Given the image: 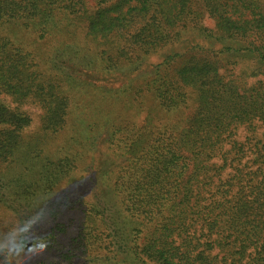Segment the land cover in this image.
Segmentation results:
<instances>
[{
  "label": "trees",
  "instance_id": "trees-1",
  "mask_svg": "<svg viewBox=\"0 0 264 264\" xmlns=\"http://www.w3.org/2000/svg\"><path fill=\"white\" fill-rule=\"evenodd\" d=\"M58 137L19 211L4 165ZM20 222L31 264H264L262 0H0V241Z\"/></svg>",
  "mask_w": 264,
  "mask_h": 264
},
{
  "label": "rangeland",
  "instance_id": "rangeland-1",
  "mask_svg": "<svg viewBox=\"0 0 264 264\" xmlns=\"http://www.w3.org/2000/svg\"><path fill=\"white\" fill-rule=\"evenodd\" d=\"M262 3L264 6V0H262ZM90 5H92V4H90ZM203 23L205 25L211 27V28H213L215 26L214 20L212 18L207 17V16L204 18ZM85 30L86 29H85L84 23L79 22L76 26H74L73 34L78 35L79 42H81V46H84L87 48H92V50H95L96 48L98 49V46L95 44V42H93L92 40L87 41V40L83 39L84 38L83 34H84ZM114 41H112L113 43L111 42L112 45H110L111 43L108 45V48L110 47V49L108 50L109 52H107L106 57H111L112 59L115 60L114 57L118 53L113 48V46H115V44H116ZM129 54H131V50L129 51ZM70 55L71 54H68V53L64 54L62 61H61V64H60V70L68 71V68H71V69H73L72 71H74L75 69L80 68L84 71L83 75L88 81L91 80L92 77H97V76L101 77V75H99L97 72H95L94 69H92V66L89 67L86 62H84L83 65H76L73 61L74 66L72 67V65H71V67H70V65H68L69 63L64 62V61L69 60ZM123 55L124 54L122 53V58L126 57ZM146 59H147L146 63L148 65H146L145 67H150L149 66L150 64L156 63L160 60L158 58L157 54H148ZM95 60H96V58H95ZM120 60H122V59H120ZM93 63H94V61H93ZM243 66H246V64H243ZM241 68H245V67H241ZM129 69L133 70L132 67H130V66L122 67L121 72L125 71V73H124L125 76L123 74H121V77L115 76V75H118L117 70H112V72H110V73L114 72L115 74L114 75L106 74L107 81L99 79V80H97V82L107 83L108 86L111 88H120L122 81H127L129 79L132 80V78L133 79L136 78L135 75L137 73L134 72V70H133V73H131L129 71ZM126 78H128V79H126ZM257 78L258 77H247L248 83L250 84L251 82L256 81ZM134 80H135V82H138V80H136V79H134ZM87 97L88 96L85 97L84 102L87 101V99H86ZM80 98H84V97H80ZM149 100L150 101L148 104H152L153 103L152 98H150ZM23 108L25 110H27L29 113H31V116L33 117V120H34L31 127L26 130L27 133H36L40 128L39 127V121H40L39 118H40L41 108L35 104H27V105H24ZM113 108L116 109L117 106L115 105V106H113ZM107 109H109V107ZM132 114L136 115V111L132 110ZM138 117H139V115H138ZM38 133H40V132H37L35 135H38ZM63 142L64 141H62V139L59 137L54 138V139H50V140L46 139L43 142L44 147L40 151L35 150L36 147L35 148L31 147V148H29V150H27L29 146H27V147L23 146L21 148H18L15 151L9 165H7L8 164L7 163L6 165H4L5 167H3V169H2L3 170L2 172H5L3 174V179H2V181H3V183H2L3 184V190L2 191L5 193V200H7V202H9L11 200V204L13 206H15L16 208L20 207L18 205V203L20 202V201H18L19 197H18V195L14 194L16 192H19V194L22 192V188L19 187V184H21V182H20V180L17 181V178H19L20 176H24L25 173L27 172V174H26L27 179H28L27 183H29V181H30V182H34V184H36L39 181L41 172L43 171V162L48 157V153L52 154V152H54V150H56L55 152H58V147H60ZM34 184L32 185V188L34 191H36L35 190L36 185H34ZM33 200H34V196L30 194L28 201L32 202ZM19 211H21V207H20ZM0 227H2L1 224H0ZM39 252L40 251H37L31 255H28L25 258L31 260L32 258L37 257L40 254Z\"/></svg>",
  "mask_w": 264,
  "mask_h": 264
},
{
  "label": "clouds",
  "instance_id": "clouds-1",
  "mask_svg": "<svg viewBox=\"0 0 264 264\" xmlns=\"http://www.w3.org/2000/svg\"><path fill=\"white\" fill-rule=\"evenodd\" d=\"M24 227H28V225L20 222L11 229V231L16 233L17 248H12L5 242L0 241V264H31L25 258L27 245L24 243V239L27 234L21 231Z\"/></svg>",
  "mask_w": 264,
  "mask_h": 264
}]
</instances>
